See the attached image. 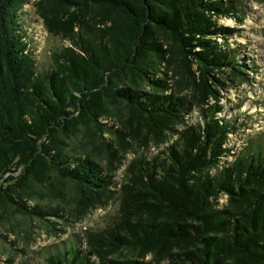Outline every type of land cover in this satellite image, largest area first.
<instances>
[{
  "label": "trees",
  "instance_id": "16d2710c",
  "mask_svg": "<svg viewBox=\"0 0 264 264\" xmlns=\"http://www.w3.org/2000/svg\"><path fill=\"white\" fill-rule=\"evenodd\" d=\"M233 3L37 0L46 31L67 42L38 70L22 31L29 0H0V220L58 216L61 205L28 206L44 190L76 219L120 195L116 219L88 250L50 264H264V138L220 169L232 128L208 101L225 69L243 67L218 41L230 31L214 22ZM195 108L203 125L187 122ZM81 137L91 149L77 146ZM100 148L108 165L96 160ZM141 149L113 190L115 171Z\"/></svg>",
  "mask_w": 264,
  "mask_h": 264
},
{
  "label": "rangeland",
  "instance_id": "374dc122",
  "mask_svg": "<svg viewBox=\"0 0 264 264\" xmlns=\"http://www.w3.org/2000/svg\"><path fill=\"white\" fill-rule=\"evenodd\" d=\"M24 8L22 17V31L27 44V51L34 60L38 70H49L53 65L51 54L55 49L67 45L60 37L49 34L42 21L35 12L34 2ZM232 13H221L214 18L216 27L229 30L226 39L219 37L218 41L222 49L230 57L236 58L243 65L238 70L225 69L218 76L217 99L209 98V104H218L222 111L216 117L223 121H229L231 132L228 134L225 148L229 149L227 156L222 158L220 169L224 164L235 159V155L241 152L250 142L259 136L264 138V0H230ZM196 67H194V70ZM172 82V81H171ZM207 109L208 106H205ZM205 110V109H204ZM189 124L199 122L203 125V118L199 109H194L188 116ZM184 127L181 126V131ZM103 138L112 140L113 136L103 133ZM175 139H170L161 147L151 145L148 151L139 150L137 154L130 153L124 160V165L114 173L113 190L119 191L124 172L134 157L142 155L143 151L148 158L154 157L170 145ZM95 141L98 138L95 137ZM83 151L91 149L89 139L81 137L76 143ZM71 155H79V149L73 147ZM96 160L101 165H108V159L102 149H96ZM70 155V156H71ZM118 163L114 161V166ZM216 171H213L215 173ZM18 175V173L14 174ZM52 188V186H50ZM46 195L39 196L37 200L29 201L28 206L33 209L40 205L43 209L48 206L62 207L58 216H47L46 220L33 217L27 219L16 214L12 220H0V264H50L49 259L57 253L66 254L70 249L86 251L90 247L94 234L103 233L116 219L120 207V195L110 200L106 206L92 210L85 216L76 219L68 210L66 202H60V196L54 191L44 190ZM49 194V195H47ZM227 197L222 195L218 205L226 204ZM48 219V220H47ZM123 253L121 257H124ZM150 258V257H148ZM97 261V259H95Z\"/></svg>",
  "mask_w": 264,
  "mask_h": 264
}]
</instances>
